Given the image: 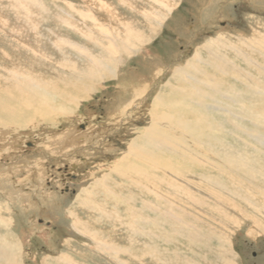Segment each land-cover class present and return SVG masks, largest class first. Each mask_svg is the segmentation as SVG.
Instances as JSON below:
<instances>
[{"label": "rangeland", "instance_id": "rangeland-1", "mask_svg": "<svg viewBox=\"0 0 264 264\" xmlns=\"http://www.w3.org/2000/svg\"><path fill=\"white\" fill-rule=\"evenodd\" d=\"M5 1L10 2L3 0L0 4L6 5ZM41 1L49 17L37 19L39 32L50 38L62 36L98 56L96 51L105 43L98 41L101 45L94 49L81 32L85 35L99 32L101 40L103 35L81 14L88 11L104 26H111L110 22L106 24L108 16L100 13L99 4L83 0ZM99 1L107 2L119 14L136 21L145 38V43L137 44L133 39L124 43L116 37L115 44L122 50L117 51L112 74L92 68L88 72V60L84 56L69 46L60 48V54L47 42L44 46L49 60L39 65L30 50L16 51L11 37H0V65L9 66L6 60L15 56L17 65L22 67L18 72L39 75L44 82L52 80L56 90L61 87L57 80L61 78L77 100L75 105L69 101L64 104L67 109L73 108L71 114L52 118L54 134L82 132L81 122H89L83 139L69 143L73 138L68 140V135L69 149L61 141L53 150L46 143L39 145L43 128L36 130V125H18L16 131L6 133L4 138L10 141L0 150V165H3L0 167V264H264V230L254 224L264 226V98H253L249 88L232 78L233 75L225 77L210 70L216 59L204 50L209 46L215 56L250 72L254 82L262 81L264 85V76L258 73V68L253 66L256 69L251 71L236 54L239 49L251 52L244 46L259 44L252 31H264V0H173L175 6L168 11L160 10L148 0ZM124 2L135 11H156L150 14V19L160 12L161 24L153 29L150 38L149 21ZM1 8L0 13L10 17L11 11ZM24 34L27 44L33 45V33ZM137 48L149 52L143 56ZM231 48L236 51L232 52ZM18 53L23 59L16 56ZM63 57L73 66L62 67ZM260 61L263 63V59ZM28 68L30 71L24 72ZM72 68L85 72L80 75V71L74 72ZM118 75L119 81L130 75L143 79L134 81V86L139 83L135 95H118ZM213 79L221 80V85L214 87L217 91L208 88ZM39 89L43 91V86ZM201 92H207L206 96L200 97ZM125 99H128L126 103ZM134 103V110H129ZM53 104L61 106L57 102ZM165 111L175 119L164 121ZM197 119L200 123H195ZM153 121L165 126L158 127L153 136L156 140H168L162 147L177 149L188 143L186 147L196 152V156L207 159L224 173L208 167L206 162L196 163L186 151L171 153L163 148L158 151L160 144L147 141L143 143L145 152L148 149L169 161L171 172L176 169L174 172L181 175V180L189 176L198 186L170 181L167 172H157L156 167L149 172L163 174V183L149 184L136 176L138 171L130 175L129 167L128 175L114 171L111 165L125 156L129 142L136 139L135 135L143 136ZM73 124H78L75 129ZM179 124L186 128L181 129ZM198 131L209 138L198 139ZM260 138L263 140L259 141ZM239 155L247 164L251 163L250 167L230 164L227 158L234 160ZM26 161L36 163L37 167L33 164L30 167ZM123 164L130 165L124 161ZM106 165L113 171L104 185L101 177L109 171ZM203 185L210 193L207 189L200 190Z\"/></svg>", "mask_w": 264, "mask_h": 264}, {"label": "bare ground", "instance_id": "bare-ground-1", "mask_svg": "<svg viewBox=\"0 0 264 264\" xmlns=\"http://www.w3.org/2000/svg\"><path fill=\"white\" fill-rule=\"evenodd\" d=\"M0 1H3V0H0ZM60 1L62 2L64 0H60ZM83 1L89 2V4L91 1L94 4H99V6L101 8L100 13H103V16H104V14H106L108 16L105 20L106 24H108V22H110V24H111V26L110 25H108L107 27L104 26L105 24H102V23H100L101 21L99 22L98 20L94 19L93 16L90 15V13L88 11H84L86 13L81 14L85 20H87L91 24H95L96 25L95 27L99 29L100 34L103 35L104 39L101 40L99 38V32H96L97 34H92V33L87 32L86 35H85V33L81 32L82 33L81 35L83 37L90 39L88 41L93 43L92 47L94 49H96L98 46L101 45V43L99 45L98 41H101L103 44L105 43L104 45H102V47H100L99 51H96V52H98L97 57H95V55H93L94 53L91 55L86 49H84L83 47H79L80 45L77 46V44H75L74 42H71L70 40L63 38L62 36L50 38L51 36H48L46 34L39 32L40 22L37 19H43L44 16L49 17V11L46 8V5L44 4V2H42L41 0H10V2L5 1L7 3L6 5L4 4L2 6L0 4V7H2L1 9L7 8L8 11H11L10 17H6L0 13V37L3 39L4 38H8V39L12 38L11 42L14 44V48L16 51H18V50H28L29 51L30 50L34 54L35 58L37 60H39L37 62L35 61V63H38L39 65L42 63L41 61L45 62L47 59L49 60V53L45 49V46H44L45 43L47 42L50 45H53V47L56 48V50H58V52L60 54H62V50L60 48H62L63 46H69V47L73 48L79 55L84 56L88 60V65H89L88 70H87L88 72H89V70H91L90 68H92V70L93 69H99V70H102L105 72H110V74H112L115 60L118 58L116 56L117 51L122 50L121 47H118L115 44L116 37H118V38L120 37L124 43L127 42V39H133V40H135V42L137 44H141V43H145V38H143L144 37L143 32L138 30L136 21H134L132 19H128L127 17L119 14L117 11L113 10L114 8H112L111 5L107 4V2H105V1L100 2L99 0H83ZM148 1L150 3L157 4L159 6L160 10H167L168 11L170 9V7L175 6V3L173 2V0H148ZM178 2H177V4H178ZM66 4H68V3H66ZM124 4L128 8L135 11L133 8L129 7L125 2H124ZM68 6H69V4H68ZM135 12H138L140 15H142V17H144L146 19V21H149V24L151 26L149 28H147L148 37L152 36L153 29L156 28L157 25L159 26L161 24L160 23V20H161L160 12L158 11L159 13H157L156 16L153 17L152 19H150V14H153L156 11H152V13H151L150 11H146V10L141 9V10H136ZM101 15H99V16H101ZM67 22H68V20H64L63 23L66 24ZM66 25H69V24L67 23ZM92 28H94V27H92ZM105 28H107L108 30L106 32H102V30H104ZM47 31L50 32L51 30L48 29ZM27 32H31V34L33 33V41H34L33 45H32V43L27 44V41L24 39V35H25L24 33L27 34ZM51 33L52 32H50L49 35ZM119 34H123V36H121ZM96 35L98 36L99 40L97 39ZM252 36L257 38L260 42L256 46H253V45L244 46V48H249L251 50V52H244L242 49H239L236 51V50L232 49L233 47L231 49H232V52H234V51L237 52V53L236 52L235 53L238 55V57L240 56L239 57L240 61H242L246 67H248L251 71L254 72V70L256 68L252 69V67L256 66L258 68V73L262 74L264 76V66L261 65V64H264V31L261 33L258 30H253ZM245 45H247V44H245ZM34 46H36V49L34 48ZM128 46H130V45H128ZM221 46H223V44H221ZM138 47H139V45H138ZM205 47H206V49L204 48L205 52L207 54H209L210 56H214L216 59V62L215 61L213 62V60H212L213 64H211V66L208 64L211 68L210 70L220 72L221 74L223 73V74H225V77L233 75L232 78L243 83L246 87L249 88V90L251 91L250 94H252L253 98H255V99H263L264 98V85L261 84L262 81L254 82V80H252L253 76H250V72H248L249 73L248 74V73L244 72V70L242 71V70L237 69V66L235 67L234 64H232L233 62L232 63H231V61L226 62L222 58L215 56L214 52L212 51V49L209 46H205ZM138 50H139V53L142 54L143 56H146L147 53L149 52V50H147V49L146 50L138 49ZM16 56L23 59V57H21L19 55V53L16 54ZM195 57H196V55H195ZM61 59H62V62H61L62 67L65 66V64L66 65L67 64L72 65L71 63H69V61L66 59V57H63ZM260 59H263V63L260 61ZM6 61L9 64V66L0 65V150L5 149L7 147V145H5V144L9 143V141H10V140L7 141L4 138L6 133L7 132L12 133L13 131H16L18 125H21V126L23 125L24 127L28 126L29 124H30V126L33 125V127H34V125H36V126H38L36 128V130L43 128V132L40 135L41 141H40L39 145L42 146L44 143H46L47 148H51V150H53V147L59 141H61L62 145L64 142L66 147L69 149L68 140H70L71 137L73 139L69 143H73L74 141H78L79 138L83 139L85 137V133L88 129L87 127H89V122H87V121H85L84 123L81 122V124L83 125V128H84V130L82 132L81 131H78V132L72 131L71 133H69V134L67 133V135L62 136V134L61 135L54 134L55 132H53V130H52L53 129L52 127L54 126V124L51 121L52 118L55 117L56 119H58L59 118L58 116L63 117V116H66L68 114H71L73 108L67 109L66 105H67L68 101L71 102V105H75L77 102L76 99H73V97H72L73 94H71L69 92V90H68L69 86L66 84V82L64 80H62L61 78L57 79L58 82L60 83L59 87L60 86L61 87H60V89L56 90L53 87V85H51V82H53L52 80L49 82H44L41 80V77L39 75H36V74L29 75L27 72H25V71H30L29 68L24 70L25 73L18 72L17 70H19V68L22 69V67L17 65V62L15 60V56H13V60L7 59ZM33 62H34V60H33ZM138 62L140 63V65H142V63L140 61H138ZM119 63H121V60ZM33 65L35 66V64H33ZM72 70L74 72H77V73L80 71V70L73 69V68H72ZM84 72L85 71H80L79 73H80V75H83ZM117 79H118V81L120 80L119 75H118ZM136 79H138L137 76L132 77L131 75H130V77L122 78L121 81L118 82V84H120L118 86V88H120V92H118V95H128V93L135 95V89L139 88V87H136L139 85V83H138V85L135 84L136 86L133 85L134 81ZM138 80L140 82L143 81L142 78H139ZM213 80L211 83H209L208 88H213L217 91V89L214 87H219L221 85L220 84L221 80H219V81L218 80L213 81ZM21 81H26V82H28L29 85L25 86L22 84ZM211 84H213V85L211 86ZM40 86H43V91H40V89H39ZM32 88H35L36 91H33ZM215 90H213V91H215ZM224 91H225V89H224ZM247 92L249 93V91H247ZM75 93H77V92H75ZM205 94H207V92H201L200 97H203V95H205ZM186 99H188V98H186ZM232 100H233V98H232ZM126 101H128V99H125V103H126ZM129 101H131V99ZM133 101H136V100H133ZM238 101H240V100H238ZM55 102L59 103L61 106H59V107L57 105L54 106L53 103H55ZM64 104H66V105H64ZM71 105H68V106H71ZM137 105H139V104H137ZM134 106H135V103L130 106L129 110H134ZM226 108H228V107H226ZM222 109H223V107H222ZM152 110H153V108H152ZM152 110H151V112H152ZM213 111H215V110H213ZM162 118L164 119V121L170 122L171 120L175 119V116L171 115L165 111L162 115ZM66 119L64 118V120H66ZM258 119H259V117H258ZM77 122H78V119H77ZM195 123H200V120L197 119L195 121ZM56 125H58V124H56ZM60 125H62V124H60ZM73 125H75V124H73ZM77 125H75V127H73V128L75 129ZM79 125H80V123H79ZM160 126L162 128H165L163 123L161 124L159 122L153 121L151 123V127L143 132V134H142L143 136H141V134H140V136L135 135L136 139H133L129 142L125 156H123L124 158L123 157L121 158V160H120L121 162L119 160H116V163L111 165L112 169L113 170L115 169L117 171H121V175H128V167H129L130 175H132L138 171L137 173H139V174L136 173V176L143 178L144 181L145 180L149 181V184L152 182L156 183V184H160V183L164 182V180L162 179L164 177V175L163 174H161L162 176H158L157 174L152 175V173L149 172L150 171L149 169L159 168V169H157V172L161 171L163 173L164 171H166L170 181L180 180V181H184V184L186 183V185L187 184L188 185L195 184L196 186H198L194 180H190L191 178L189 179V176H186L181 180V178L179 177L181 175L174 172L176 169L171 172V169H172L171 166L172 165H170V163H168L169 161L166 162L167 160L165 161V160L160 159L159 155H153V153L151 151H149L148 149H146V152H145L144 147H143V143H145L147 141L148 143H151V144H156V145L160 144L161 147L156 148V149H158V151L161 148L165 149L164 151H168L171 153H180L182 151H184V152L186 151V153L189 155V157L193 158V161H195L196 163L204 164V162H206L205 164H207L208 167H210L212 169L215 168L218 172L224 173L223 170L219 169L218 167H216L215 165L210 163L207 159H205L206 160L205 161V160H202L204 158L196 156L195 155L196 152L194 153L193 150H190L189 148L186 147L188 143H184V145L180 146L177 149L169 148L168 146L162 147V146H164L163 143H166L168 140L167 139L156 140L155 138H153V136L155 135V133L158 130V127H160ZM179 126L181 127V129L186 128V126H182L180 124H179ZM195 126H196V124H194L193 128L191 129V131H190L191 133L194 132ZM206 126H208V125L206 124ZM58 127H56V128H58ZM75 133H77V134L75 135ZM13 135H12V137H13ZM68 135H70V136L68 137ZM67 137H68V140H67ZM197 137H198V139H208L209 138L208 136H206V134H204V136H203L201 131L197 132ZM256 138H258V137H256ZM63 139L66 140V142ZM260 140H263V139L260 138L259 141ZM206 141H210V140H206ZM15 142H16V139H15ZM226 145H227V143H226ZM58 148L59 147H57V149ZM223 148L225 150H227V149L229 150L228 146L223 145ZM33 149H35V148H33ZM33 149H31L29 153H31V151ZM197 149H199V148L197 147ZM31 156H32V154H31ZM189 157H188V159H189ZM240 157L241 156L239 155L234 160H231L229 158H227V159L229 160L230 164L232 163L231 165L233 167H234V165L237 167H241V168L250 167L251 163L250 164L248 163L249 164L248 165L247 162L244 161V159H242ZM31 158H33V156L30 157V159ZM251 158H253V156ZM123 161H124V163H128L130 165H125V164L122 165ZM139 161H144V164H142V163L140 164ZM201 162H203V163H201ZM26 163H28V165L30 167L32 166V164L35 166L34 168L37 167L36 163H32V162L30 163L28 161H26ZM199 164H197V166H199ZM1 166H3V165H0V167ZM111 166L109 167L108 165H106L105 168H107L109 171L107 172L106 171L107 169L104 170L106 172L101 177L102 178L101 182H104V185H107V182L109 180L108 176H110V172L113 171L111 169ZM102 167L103 166H101V168ZM137 167H138V169H135ZM142 167H143L144 171H142ZM33 169H31V170H33ZM103 169H104V167H103ZM249 172H251V171H249ZM34 173H32V174H34ZM250 174H248V176ZM252 177H254L253 174H252ZM185 178L189 179V181H187ZM99 181L97 180L96 182H99ZM174 182H173V184L175 185ZM205 183L210 184L208 182V180H205ZM143 185L144 184H141V186H143ZM148 187H150V185ZM177 187H178V185H177ZM240 187H242V186H240ZM106 188H107V186H106ZM152 188H154V187L152 186ZM209 188H211V186ZM213 188L216 189V187H213ZM234 188H235V186H234ZM178 189H180V188H178ZM205 189H207L208 192L210 190L205 185H203L200 190L203 191ZM200 190H198V191H200ZM216 190L218 191V189H216ZM238 190L240 191V188ZM155 191H156V189H155ZM262 191H259V192H262ZM145 192H146V190H145ZM147 192H148V189H147ZM157 193H158V191H157ZM157 193L155 192L154 194H157ZM160 193H158V194H160ZM236 193H238V192H236ZM247 194H249V193H247ZM259 194H261V193H258V195ZM160 196H162V195H160ZM253 196H254V194H253ZM216 197H218V196H216ZM259 202H263V200L259 201ZM246 204H247V202H246ZM248 204L251 205V203H248ZM259 204L260 203H258V205ZM146 205H148V204H146ZM258 205H257V207H258ZM149 207H150V205H149ZM257 207L255 206L256 210L258 209ZM86 208H87V206H86ZM260 209H262V208H260ZM237 211H239V210H237ZM258 211H260V210L258 209ZM254 224H255V227H258V228L264 230V226H262L260 223L254 222Z\"/></svg>", "mask_w": 264, "mask_h": 264}]
</instances>
